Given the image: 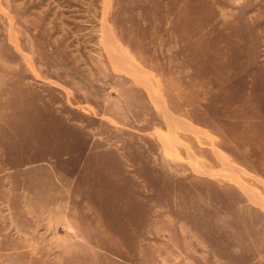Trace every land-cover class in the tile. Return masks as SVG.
I'll return each instance as SVG.
<instances>
[{"label":"rangeland","instance_id":"rangeland-1","mask_svg":"<svg viewBox=\"0 0 264 264\" xmlns=\"http://www.w3.org/2000/svg\"><path fill=\"white\" fill-rule=\"evenodd\" d=\"M0 264H264V0H0Z\"/></svg>","mask_w":264,"mask_h":264}]
</instances>
